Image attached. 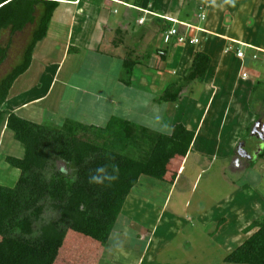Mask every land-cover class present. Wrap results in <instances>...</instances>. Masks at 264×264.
<instances>
[{"label":"crops","instance_id":"crops-1","mask_svg":"<svg viewBox=\"0 0 264 264\" xmlns=\"http://www.w3.org/2000/svg\"><path fill=\"white\" fill-rule=\"evenodd\" d=\"M198 4L207 14L204 5ZM116 6L121 7L123 12L120 21L112 16L116 13ZM182 6L183 0H142L139 7L135 6L132 0L60 1L48 25L46 36L34 46L30 66L13 82L6 101L2 105V110L32 123H52L61 126L66 120L79 123L77 120L79 113L76 116L68 114V108L70 105L73 106V110L77 107L80 108L82 104L76 102L83 98L86 103L91 102V107L87 109V113L91 114V120L99 122L98 124L105 126L111 118L119 117L150 130L141 124L143 121L136 122L133 118L138 115L142 119L148 110H152L153 106L159 103V98L169 84L182 83L181 79L187 73L195 52H203L210 57L211 63L202 83L201 98L205 104L202 105L203 109L200 111L201 114L197 117L198 119L195 116H191V121L186 119V114H190L191 109L195 107L193 102L196 101L188 97L193 96L192 90L186 89L187 85L185 84H183L181 91V94L184 92L182 97L175 103H165L168 108L160 117V123L162 125L168 123L166 125L170 129L175 124L181 123L195 134L186 157L172 165V168L177 170L174 182L171 184L146 176L139 177L137 184L131 189L122 206L107 246L100 252L99 264H112L111 261L113 264H156L158 256L168 245L167 240H164L165 237H169L168 229L157 234L162 218L167 212V201L171 200L170 195L173 193L174 187L179 184L183 165L192 155L191 152L197 154L198 151V154L205 155L201 151L199 138L205 132L207 135L209 133L210 137L214 134L215 127L212 124L217 121V115L220 117V127L221 121L223 122V117H221L223 107H227L229 103L234 101L236 108L241 109V112H238L236 116L243 120L242 123L238 124L237 131H250L249 134H252L254 139L257 140L258 138H256L255 133L253 134V129H256L255 123L251 124L254 122L252 119L255 120L256 116H263V110L261 107L251 108V88L248 91L246 89L243 93L238 89V83L230 82L225 75L222 76V58L217 53L212 52L210 39L204 38L205 35L214 34L224 43H230L229 33L226 35L220 33L222 29L218 25L216 27L219 30L212 29V31L210 26H205L200 27L205 32H191V35L198 38L197 44H191L189 40L183 44H176L174 38L168 44L163 43L161 34L162 28L166 24L161 18L199 27L194 21V17L197 21L195 12L191 15L193 18L181 14L183 19H179L180 13L177 12ZM112 8H114L113 11ZM146 12L148 14H145ZM141 19L144 22L139 24ZM223 29L225 30V28ZM184 30V27H178L179 34H183ZM30 31L31 26H26L24 30L13 35H10L9 31H4L1 34L0 45L7 48V56L2 64L8 63V69L6 68V72L2 76L16 66L12 65L13 61L21 59V54L26 46L22 41L27 37L29 40ZM109 34L113 35L112 40L108 39ZM115 37L119 39L115 40ZM231 45V43L225 44L222 52L224 54L231 53L226 51V48ZM232 55L234 56L233 53ZM127 57L135 62L128 85L123 81L125 79L123 61ZM113 58H117L119 62L113 63ZM234 59L238 61V67H241V61L236 57ZM246 60L244 65L248 63ZM255 64L260 65L258 61H255ZM113 67L115 71H112ZM256 75V78L259 79L260 73H256ZM79 95L83 97L80 96L78 99ZM260 95L262 101L264 94L260 93ZM198 106L196 105V107ZM143 113L144 115H142ZM208 114L210 116L207 118ZM246 116L248 117L247 121ZM3 127L7 130L4 124ZM249 127L250 130H247ZM9 133L12 136V132L9 131ZM261 143L259 139L254 145L255 151H257L255 154L256 167H259L256 170L257 173L261 170L262 164L264 168V156L257 159V155L262 151ZM244 146L242 145L243 150L245 149ZM15 149L14 157L21 158L23 149L20 146ZM231 153L230 150L227 154L230 156ZM235 153L236 158L233 166L235 170L241 167L247 168L248 163L253 161L251 155L250 160L241 158L237 148ZM5 172L4 176L0 174L1 180H17L19 176L18 170L14 172L5 169ZM259 182L256 184L259 185ZM261 183L263 187L262 189L259 187L257 192L262 194L264 199V176ZM148 188L154 192H160V194L157 192L152 195L154 201L152 205L145 203L147 200L141 195L142 190ZM186 199L187 196L178 191V203L184 206V210L188 205V201L185 202ZM263 199L254 201V213L249 214L246 222L237 228L238 232L260 216L259 213H264ZM222 206L225 208L220 209L221 205L217 208L222 211L228 209L230 214H233V210L236 212L238 208L232 201V196L227 198ZM253 214H256L257 217H252ZM153 217L154 223H151ZM174 219L175 215L171 214L168 222H173ZM212 222L213 220L210 223ZM197 223H201V227H203L204 223L209 222L207 217H203ZM218 223L217 228L218 231L220 230L218 235L220 237L224 235L226 239V234H222L221 229H229L228 227L231 226L232 222L228 220L225 214ZM129 230L133 233V242L127 245L125 244L126 241L112 243L113 239L121 237L126 239V232ZM250 234L251 232L246 234L244 238L236 239L233 249ZM219 240L216 241L219 247L229 244L226 247L228 248L233 244V242L230 244L229 241ZM233 249L226 251L221 260ZM104 258L105 261H103Z\"/></svg>","mask_w":264,"mask_h":264},{"label":"trees","instance_id":"trees-1","mask_svg":"<svg viewBox=\"0 0 264 264\" xmlns=\"http://www.w3.org/2000/svg\"><path fill=\"white\" fill-rule=\"evenodd\" d=\"M60 1L0 0V37L4 31L13 35L31 26L20 61L0 79V127L4 124L23 149L21 158H4L19 176L12 187L0 185V264H99L100 252L139 177L172 184L177 175L172 165L186 157L195 135L179 123L167 133L119 117L103 127L72 120L56 126L35 124L2 110L13 82L30 66L35 44L46 36ZM132 1L139 7L142 0ZM184 1V15L193 18L195 12L197 19L201 7L197 0ZM161 20L166 24L163 31L173 26ZM6 49L0 45V65ZM210 63L206 53L195 52L182 83L169 84L159 102H176L183 84H202ZM134 65L130 57L123 61L126 85ZM263 156L264 148L257 159ZM57 160L72 172L56 170ZM46 210L54 216L44 221ZM242 232L251 234L222 261L264 264V215Z\"/></svg>","mask_w":264,"mask_h":264},{"label":"rangeland","instance_id":"rangeland-1","mask_svg":"<svg viewBox=\"0 0 264 264\" xmlns=\"http://www.w3.org/2000/svg\"><path fill=\"white\" fill-rule=\"evenodd\" d=\"M192 1L193 0L190 2ZM198 2L204 5L207 13L206 20L202 22H200L199 19L196 21L194 17V21L199 27L203 28L205 26H210V30L212 31V29L219 30L217 28L219 26L220 29H222L220 30L222 31L220 33L223 35L229 33V39H232L237 43H242L244 47L249 46L258 49L259 51H264V0H202L201 2L197 0L195 3L198 4ZM186 4L187 2L183 0V6L179 8V12H177L180 13L179 19H183L182 15H184ZM113 9L114 8H112V11ZM122 13L121 7L116 6V13L112 14V16L120 21L122 19ZM176 27L179 26L176 25ZM223 28H225V30ZM112 36L109 34L108 39H111ZM204 38L210 39L213 49L212 52L217 53L222 58V76L225 75L230 82L235 81L238 83V89L243 93L246 89L248 91L249 88L253 89L256 85L254 91L252 92L251 90L252 97L250 105L251 108L254 109L261 107L263 110L262 114H264L263 95L262 101L260 100V93L264 94V66L261 65V62H259L260 65H256L255 61L247 56V54L250 53V50L245 49L244 47H239L246 54V58H248V63L243 65V69H241V67H238V61L234 59L235 57L232 55L231 51V53L227 54L222 52L224 45L230 43H224L217 36H214V34L205 35ZM114 39L118 40L119 38L115 37ZM27 41L28 37L24 38L22 41L24 46ZM100 51H102V49H100ZM251 53H255V50L251 49ZM260 56L262 57V54H260ZM19 60L20 59H16L15 62L13 61L12 65H16ZM112 62H119V60L113 58ZM7 64L8 63L2 64L0 68V79L4 76H2V74L6 72ZM112 71H115L114 67ZM243 72L247 73V78H242L241 73ZM256 73H260L259 79L256 78ZM257 82L259 83L257 84ZM202 88V84L197 83H189L186 86V89L192 90L193 95L188 97L196 101L193 102L195 107L191 109L190 114H186V119H189V121H191V116H195V118L198 119L197 117L201 114L200 111L203 109L202 105L205 104V101L201 98ZM182 94L179 95V98L182 97ZM80 96L83 97L82 95H79L77 98L80 99ZM239 98L241 99V97ZM80 101H77L76 103L82 104L81 107H77V109L73 110V106L70 105L68 108V114L76 116V114L79 113V115H77V120L80 124H84L85 126L103 127V125L98 124L99 122L92 121L90 118L91 114L87 113V109L91 107V102L88 101L86 103L83 98L82 100L80 99ZM196 105L199 106L196 107ZM166 108H168V106L165 103L159 102L153 106L152 110H148L145 115L143 113L142 115L144 116L142 119H140L138 115L133 119L136 122L143 121L141 124L147 126V128L150 129L149 131L167 133L171 130L170 127L166 125L168 123L163 125L160 123V117ZM238 112H241V109L236 108L234 101L229 103L227 107H223L221 112L223 122L221 121L220 127V117L217 115V121L212 124L213 127H215L214 134L210 137L209 133L207 135L205 132L201 135V138H199L201 151L205 155L202 156L198 154L197 151L196 153L199 155L198 157L197 154L191 152L193 156L191 155L185 161L181 171L182 174L179 184L177 187H174V191L170 195L171 200L167 201V212L165 213L164 218H162L160 227H158L157 234L168 229L169 237L164 238V240H167L168 245L158 256L156 264H225L221 260L222 255H224L226 251H230L229 249H233L236 239L245 237L242 230L238 232L237 228L246 222L249 214L254 213V201L263 199V195L258 193L257 190L259 187L261 189L263 187L261 179L264 176V168L262 164L261 170L258 171L259 173L256 172L259 167H256L257 160L255 159V154L257 151H255L254 145L258 140L254 139L252 134L242 132V130L237 131L239 127L238 124L243 122L241 117L236 116ZM209 116L210 114H208L207 118ZM247 120L248 117L246 116V121ZM252 120L254 121V119ZM242 144L245 145L244 151L247 155L250 156L252 154L253 161L248 163L249 166L247 168L241 167L235 170L233 169L235 162L234 159L236 158L235 149ZM19 146L20 145L12 139L9 131L5 130L2 125L0 128L1 176L5 175V169L17 172L15 168L5 163L4 158L6 156L14 157L16 151L15 148H18ZM263 148L264 144L261 145L262 150ZM230 150L232 153L229 156L227 153ZM237 158L240 159L239 157ZM54 168L56 170H63L67 174L72 172L60 160L54 162ZM258 181H260V186L256 184ZM15 182L16 180L13 179H9L8 181L0 179V184L4 186H12ZM178 191L187 196V199L185 200V202L188 201L187 208L185 209L186 211L183 209L184 206L178 203ZM157 192L160 194L159 191ZM157 192L149 190V188L145 190L143 189L141 195L147 200L144 202L152 205L154 203L152 195H155ZM231 196L236 207L238 206L236 212L233 210V214H230L228 209L226 211L220 210L225 208L222 205L224 204V201ZM160 198L163 200L162 197ZM182 203H184V201H182ZM219 205H221L220 209L217 208ZM183 212L187 214V216H185ZM171 214L173 216L175 215V219L173 222L169 223L168 220L171 217ZM225 214L227 215L228 220L232 222L231 226L228 227L229 229H221L222 234H226V239L224 235L222 237L218 235L220 230L218 231L217 228L219 224L218 222ZM259 214L260 216L264 215V213ZM53 216L54 214L51 211L46 210L43 214L44 221L53 218ZM254 216L257 217L256 214H253L252 217ZM203 217H207L209 223H204V226L201 227V223L199 224L197 221ZM211 220H213L212 223H210ZM150 222L154 223V217ZM212 237L215 238L213 239ZM132 238L133 233L129 230L126 232V239L124 237L113 239L112 243H123V241H126L125 244L127 245L130 242H133ZM218 240L229 241L230 244L233 242V244L228 248L226 247L229 244H224L223 247H219L217 246L218 242H216ZM188 243H190L189 246H187ZM103 261H105V258ZM111 262L113 264V261Z\"/></svg>","mask_w":264,"mask_h":264},{"label":"built area","instance_id":"built-area-1","mask_svg":"<svg viewBox=\"0 0 264 264\" xmlns=\"http://www.w3.org/2000/svg\"><path fill=\"white\" fill-rule=\"evenodd\" d=\"M206 18V14L204 12V9L202 7L199 8V13L197 14V19H199L200 22H202L203 20H205ZM165 21H169L173 23V26L169 29H166L165 31L162 32L161 34V39L164 43L168 44L172 38H175V42L176 44H183L186 41L189 40V42L191 44H197L198 43V38L194 37L193 35H191L192 31H197V32H205L204 29L197 27V26H191L188 24H184L181 23L179 21H175L172 19H168V18H163ZM144 22L143 19H141L139 21V24H142ZM174 24H178L181 27H184V33L182 35L178 34L177 29L174 27ZM191 37V38H190ZM230 43L232 44L231 46H228L226 48V51H231L234 56L241 61V69H243V65L246 58V54L244 53L243 50H241L239 47H244L242 43H237L234 40H229ZM245 49H249L250 53L247 54L248 57H251V59L253 61H258L261 62V65L264 66V51L262 50H258L249 46H245ZM251 49L255 50V53H251ZM260 54H262V57L260 56ZM262 58V59H261ZM261 59V60H260ZM248 60V59H247ZM242 78H247V73L243 72L241 73Z\"/></svg>","mask_w":264,"mask_h":264},{"label":"flooded vegetation","instance_id":"flooded-vegetation-1","mask_svg":"<svg viewBox=\"0 0 264 264\" xmlns=\"http://www.w3.org/2000/svg\"><path fill=\"white\" fill-rule=\"evenodd\" d=\"M254 123H257V127H256V130H255V135H256V138L258 137L259 133H262V128L264 126V114L263 116L259 117V116H256ZM252 124V125H253ZM255 125V124H254ZM259 138V137H258ZM257 138V140L259 141V139ZM243 154H247L246 152H244ZM252 155V154H251ZM247 156V155H246ZM242 160V159H241Z\"/></svg>","mask_w":264,"mask_h":264},{"label":"water","instance_id":"water-1","mask_svg":"<svg viewBox=\"0 0 264 264\" xmlns=\"http://www.w3.org/2000/svg\"><path fill=\"white\" fill-rule=\"evenodd\" d=\"M257 127V123H256V126L255 128ZM255 133V129H253V134ZM259 139L261 140L262 144H264V127L262 128V133H259L258 135ZM243 145V144H242ZM242 145H239L237 147V152H238V155L241 157V158H247V159H251L250 156H246V154H243L244 151L242 150Z\"/></svg>","mask_w":264,"mask_h":264},{"label":"clouds","instance_id":"clouds-1","mask_svg":"<svg viewBox=\"0 0 264 264\" xmlns=\"http://www.w3.org/2000/svg\"><path fill=\"white\" fill-rule=\"evenodd\" d=\"M255 125H256V123H255ZM264 127V126H263ZM256 130V129H255ZM243 150V149H242ZM244 151V150H243ZM245 152V151H244ZM247 155V154H246ZM248 156V155H247Z\"/></svg>","mask_w":264,"mask_h":264},{"label":"bare ground","instance_id":"bare-ground-1","mask_svg":"<svg viewBox=\"0 0 264 264\" xmlns=\"http://www.w3.org/2000/svg\"><path fill=\"white\" fill-rule=\"evenodd\" d=\"M146 14H148V13L146 12Z\"/></svg>","mask_w":264,"mask_h":264}]
</instances>
